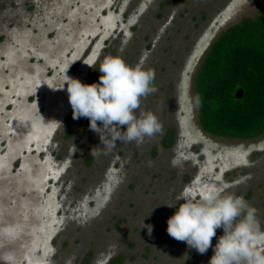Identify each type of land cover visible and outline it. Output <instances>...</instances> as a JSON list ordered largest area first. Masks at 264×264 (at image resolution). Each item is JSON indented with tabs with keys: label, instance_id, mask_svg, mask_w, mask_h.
<instances>
[{
	"label": "rangeland",
	"instance_id": "obj_1",
	"mask_svg": "<svg viewBox=\"0 0 264 264\" xmlns=\"http://www.w3.org/2000/svg\"><path fill=\"white\" fill-rule=\"evenodd\" d=\"M262 11L264 0H0V264L33 252L50 264H209L223 229L201 255L167 221L215 188L242 196L264 231V135L206 133L195 95L214 40ZM108 57L155 72L136 115L164 128L110 153L72 118L67 92V77L99 83Z\"/></svg>",
	"mask_w": 264,
	"mask_h": 264
},
{
	"label": "clouds",
	"instance_id": "obj_2",
	"mask_svg": "<svg viewBox=\"0 0 264 264\" xmlns=\"http://www.w3.org/2000/svg\"><path fill=\"white\" fill-rule=\"evenodd\" d=\"M99 72V83L91 85L66 77L72 118L89 120L90 130L99 136L102 149L110 153L118 141L139 146L146 138L163 134V125L153 113L136 115L142 99L157 91L153 70L129 66L120 57H108ZM167 225L171 238L185 242L201 255L212 247L216 230L222 228L224 235L213 249L209 264H264V231L259 227L256 209L242 196L225 195L222 189L215 188L198 198L189 197L179 204ZM147 227L151 235L152 227ZM29 264H50V260L33 252Z\"/></svg>",
	"mask_w": 264,
	"mask_h": 264
},
{
	"label": "trees",
	"instance_id": "obj_3",
	"mask_svg": "<svg viewBox=\"0 0 264 264\" xmlns=\"http://www.w3.org/2000/svg\"><path fill=\"white\" fill-rule=\"evenodd\" d=\"M195 95L206 133L241 140L264 135V11L218 35L196 75ZM164 144H173L172 133ZM109 264H122V259Z\"/></svg>",
	"mask_w": 264,
	"mask_h": 264
},
{
	"label": "water",
	"instance_id": "obj_4",
	"mask_svg": "<svg viewBox=\"0 0 264 264\" xmlns=\"http://www.w3.org/2000/svg\"><path fill=\"white\" fill-rule=\"evenodd\" d=\"M237 97H238V98L242 97V91H241V90H239V91L237 92Z\"/></svg>",
	"mask_w": 264,
	"mask_h": 264
}]
</instances>
